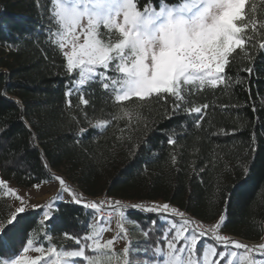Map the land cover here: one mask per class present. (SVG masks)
<instances>
[{
  "label": "trees",
  "instance_id": "obj_1",
  "mask_svg": "<svg viewBox=\"0 0 264 264\" xmlns=\"http://www.w3.org/2000/svg\"><path fill=\"white\" fill-rule=\"evenodd\" d=\"M50 10L48 0H0V179L29 189L50 182L61 171L84 198L169 203L205 223L218 222V214L226 210L224 234L244 242L262 239L264 50L258 48L260 33H255L257 47L246 45L247 56L238 49L227 69L242 83L192 98L195 105H210L201 127L185 113L160 120V105L153 103L142 109L148 131L133 119L135 131L130 132L127 117L112 119L116 109L98 84L85 93L89 105L75 107L79 101L73 95L74 107H67L65 61L41 30ZM245 11L260 28L264 0H247ZM244 68H251V74ZM219 105L229 107L222 110ZM103 119L111 124L103 129L90 127L89 121ZM80 127L88 131L78 137ZM172 129L177 132L175 145L167 143ZM221 129L227 134H214ZM138 141L146 143H140L133 156L130 146ZM0 207L5 212L1 202ZM40 215L41 210H30L34 225L29 235L39 225ZM92 215L82 205L58 203L46 222L48 234L55 239L66 238L65 233L84 235ZM128 219L139 222L135 228L141 233L151 227V221H159L156 214L136 210L130 211ZM42 236L43 231H37L36 238ZM155 241V236L148 238L150 243ZM62 244L77 247L67 239ZM145 246L146 238L133 244L134 248Z\"/></svg>",
  "mask_w": 264,
  "mask_h": 264
},
{
  "label": "snow or ice",
  "instance_id": "obj_2",
  "mask_svg": "<svg viewBox=\"0 0 264 264\" xmlns=\"http://www.w3.org/2000/svg\"><path fill=\"white\" fill-rule=\"evenodd\" d=\"M48 4V23L41 30L65 61L63 74L69 77L65 85L67 107H74L70 99L73 95L79 101L75 107L89 105L85 93L98 84L116 109L112 119L127 117L130 132L135 131L131 128L133 119L148 131L142 109L153 103L160 105V120L185 113L197 128L201 127L210 105H195L192 98L209 89L223 86L226 90L242 83L227 69L238 49L247 56L246 45L257 47L255 33H260L258 48L264 50V32H260L264 23L257 28V21L245 11L247 0H145L143 5L141 0H48ZM37 6L46 7L40 3ZM242 70L252 72L251 68ZM219 107L223 110L229 105ZM110 124L108 119L89 121L93 129ZM87 131L80 127L77 136ZM214 134L227 133L221 129ZM176 136V129H172L167 143L175 145ZM127 139L131 140V135ZM140 143L146 141L132 144L131 155L136 154ZM171 160L175 164L176 156ZM44 163L47 167L46 160ZM55 179L60 185L56 201H63L67 193L70 202L92 211L89 231L84 235L65 233L76 248L68 249L63 244L57 247L46 227L53 217V203L31 205L0 180L5 195L19 201L18 205L13 202L10 216H0V264H264V243L252 247L220 234L226 210L218 214V222L206 227L169 203H127L111 197L87 201L62 177ZM35 207L42 208V217L29 235L34 225L29 214ZM131 210L159 218L142 230L144 248L132 247L128 238L127 224L140 227L138 221L128 219ZM114 216L117 230L105 239L104 234L113 231L110 225ZM37 231H43L40 240L36 239ZM150 236L156 237L155 243L148 242ZM206 236L211 242L204 240ZM118 240L126 241L119 251L115 248ZM30 252L39 255H28Z\"/></svg>",
  "mask_w": 264,
  "mask_h": 264
},
{
  "label": "rangeland",
  "instance_id": "obj_3",
  "mask_svg": "<svg viewBox=\"0 0 264 264\" xmlns=\"http://www.w3.org/2000/svg\"><path fill=\"white\" fill-rule=\"evenodd\" d=\"M57 176L62 177L71 188L75 189L78 193H80L74 186H72L66 180V177L64 176L63 172H61V171L56 173L50 182L40 184L38 188L33 186L29 189H20V188L15 187L12 184H7V186L14 189L18 195L24 196L27 199V202L31 205L43 206V205H46L48 203H53V212H54L55 208H56V204L65 203V202L72 203V202H70V197L68 196L67 193H64V200L63 201H65V202L55 200V197H56L58 191L60 190L59 181L57 179H55V177H57ZM5 191H6V189L0 188V202L5 207V212H4V208L2 209L0 207V213L3 214L2 216H10L11 212L14 211V203L13 202H15L16 205H18L19 201H16L15 197L12 195H5ZM28 196H30L31 198L28 199ZM84 199L87 201H93V200H103V199H105V197L100 196L97 198H84ZM127 203H140V202H127ZM142 203L148 204V203H152V202H142ZM156 203H162V202H156ZM31 210H41L40 218L42 217V208L41 207H35V208H32ZM87 210H89V209H87ZM89 211H91V210H89ZM110 227H111V229H113V231L106 232L104 234L105 239L111 238L113 235H115V231L117 230L116 229L115 216L113 218V221H112V224L110 225ZM126 227L128 228V238L131 241L132 247H133L134 242H136L142 238H145L142 235V233L140 231H138L132 224H127ZM222 235H226V234L223 233ZM227 236L230 237L231 239H233L231 236H229V235H227ZM36 239L38 240V238H36ZM65 240H66V238L55 239L52 237V244L59 247ZM204 240L207 242H211L210 238L207 236L204 237ZM233 240L241 241V240L236 239V238ZM241 242L248 244L249 246L255 247L261 243H264V237L262 239H260L258 242H244V241H241ZM125 243H126V241H124V240H118L115 244V248L119 251L124 247ZM44 244L47 247V241H44ZM219 250H223V249L218 248V251ZM21 253H22V251H21ZM28 255L36 256V255H39V253L30 252V253H28ZM131 258L137 259V257H135V256H133ZM221 264H224V262L222 261Z\"/></svg>",
  "mask_w": 264,
  "mask_h": 264
},
{
  "label": "built area",
  "instance_id": "obj_4",
  "mask_svg": "<svg viewBox=\"0 0 264 264\" xmlns=\"http://www.w3.org/2000/svg\"><path fill=\"white\" fill-rule=\"evenodd\" d=\"M105 198H106V196H104ZM122 202H124V201H122ZM187 215V214H186ZM204 223V225L207 227L209 224H213V223H205V222H203ZM222 233V231H220V234ZM223 234V233H222Z\"/></svg>",
  "mask_w": 264,
  "mask_h": 264
},
{
  "label": "crops",
  "instance_id": "obj_5",
  "mask_svg": "<svg viewBox=\"0 0 264 264\" xmlns=\"http://www.w3.org/2000/svg\"><path fill=\"white\" fill-rule=\"evenodd\" d=\"M62 202H65V201H62Z\"/></svg>",
  "mask_w": 264,
  "mask_h": 264
}]
</instances>
